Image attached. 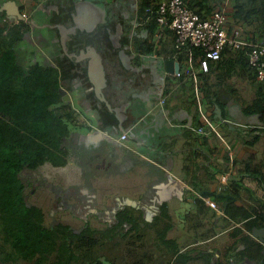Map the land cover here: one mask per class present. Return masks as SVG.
I'll use <instances>...</instances> for the list:
<instances>
[{"label": "crops", "instance_id": "1", "mask_svg": "<svg viewBox=\"0 0 264 264\" xmlns=\"http://www.w3.org/2000/svg\"><path fill=\"white\" fill-rule=\"evenodd\" d=\"M15 1L22 13H26L28 18L33 17L40 25L49 22L73 24L68 11L62 9L60 0ZM79 1H90L93 7L96 5L105 9V14L107 9L113 12L115 24L122 17L125 31L116 37V27H107L111 30L109 43L106 35H102L103 30L107 29L102 24L104 21L98 22L92 31H78L93 39L83 37L80 42H74L76 45L69 43L70 52L80 53L82 48L94 46L103 55L107 77V85L103 89L104 100L86 74L73 75L69 67L73 58L65 55L56 41V27L45 25L36 26L33 30L32 26L29 28L34 42L29 41L27 48L34 59L39 58L62 68L61 77L65 84L62 82L61 86L70 93L74 106L81 111L76 116L78 122L70 123V134L64 139L66 164L50 167L53 170L49 175L50 187L46 185L36 190L38 193L44 190L42 193L48 194L52 207L58 209L56 215L49 212L50 217L56 216L58 223L70 224L71 228L72 224H77L80 227L75 230L80 232L86 224L102 230L112 228L118 225L123 214L127 219L118 226L123 230L120 233H124L126 239L132 237L141 241L145 245L141 246L143 250L147 246H157L161 251L163 243L156 229L164 231L167 227L165 238L176 240V253L193 248L192 256L195 259L201 253L208 256L216 253L218 256L226 248L225 244L234 243V238H229L227 242L220 239L228 229L225 225L229 217L220 210L222 197H203L202 192L221 193L228 186L240 187L244 183L249 187L248 191L262 192L261 183L253 177L246 175L243 182H236L240 179L238 166H234L235 170L227 181L222 179L223 174L231 169L230 148L235 150L234 158L237 161L248 157L255 162L264 160L263 138L254 144L244 141L246 132L264 129L263 113L242 114V106L255 96L254 86L247 74L239 73L226 79L227 82L216 83L218 74L214 69L217 63L213 60H210V71H204L196 62L193 66L194 76L183 74L179 77L167 71L159 59L179 61L181 69L190 63L182 53L176 52L173 31L162 25L159 30L151 31L147 26L150 16L146 20L139 19L137 7L128 5L135 2L142 6L144 0H119V6H116L117 0H77L72 3L76 5ZM153 1L158 4L161 0ZM224 2L222 0L221 4ZM231 2L229 0V4ZM55 7L64 13H58ZM82 15L86 21L91 16L85 12ZM145 29H148L147 35L142 33ZM131 31L133 37L126 42V35ZM124 33L126 38L122 43ZM41 39H44L43 44H39ZM153 40L152 51L139 49L144 43L153 44ZM113 47L119 49L115 56L111 54ZM122 49L130 55V65L124 64L120 56ZM79 63L85 70L88 59ZM78 75L83 77L74 79ZM197 87L203 108L208 110L207 117L215 122L226 118L229 121L227 128H218L217 132L203 135L191 129L203 123ZM232 88L235 89L233 92ZM215 90L224 101L223 116L219 120L212 118L214 103L203 100L206 97L209 99ZM164 97L165 102H162ZM125 131L128 140L121 145L119 135ZM107 135L117 142H111ZM53 184L57 190L53 189ZM46 190L56 192L52 191L55 194L50 195ZM197 198L203 199L206 204L204 211H198ZM248 201L251 202L250 199ZM237 203L240 204L239 201ZM34 204L43 208L47 218L45 206ZM63 212L65 217L61 215ZM135 222L140 225L134 226ZM190 222L193 226L186 230L185 226ZM155 233L158 235L153 239ZM213 241L215 245L210 244ZM200 246L205 248L199 254L196 248ZM150 256L148 252L139 255V264H150L156 260V257ZM129 257L132 258V255Z\"/></svg>", "mask_w": 264, "mask_h": 264}, {"label": "trees", "instance_id": "2", "mask_svg": "<svg viewBox=\"0 0 264 264\" xmlns=\"http://www.w3.org/2000/svg\"><path fill=\"white\" fill-rule=\"evenodd\" d=\"M184 1L190 8L206 17L222 0ZM154 2L144 0L142 6L138 7L141 8L138 11L139 19L146 20L150 16L151 20L147 26L151 31L160 28L155 12L148 11L156 9L159 2ZM232 3L230 21L244 27L247 39L264 40V0H232ZM119 21L123 23V18ZM29 26L24 20L11 22L4 12L0 11V264H105L104 260L92 257L90 252L101 240L109 238V234L113 236L114 233L123 232L118 226L127 219L126 215L122 214L118 225L112 228L102 230L86 224L78 232L64 222L47 226L43 208L27 199L29 187L37 190L47 185L50 167L66 164L67 149L64 139L70 134V123L78 122L71 104L60 101L62 68L45 63L39 58L29 60L27 53H33L27 48L24 38ZM113 26L115 23L110 28ZM110 28L102 32L108 42ZM83 37L89 39L90 35L81 33L77 41L80 42ZM126 37V42H129V32ZM126 37L124 33L121 37L122 43ZM153 48L154 43L147 42L139 49L149 52ZM118 50L113 47L111 54L117 55ZM175 50L189 61L188 48ZM247 51V48L234 49L227 46L220 58H207V71H210V60L215 61L217 64L214 71L218 74V84L227 82L226 79L235 73L244 76L247 74L249 82L255 88V96L242 106V114L248 116L259 112L264 115V85H260L257 72L250 65ZM192 57L195 64L198 58H206V54L195 47L192 49ZM70 62L69 67L72 69L73 60ZM183 71V74L193 75L185 72V69ZM183 74L181 76H184ZM218 84L216 85L219 86ZM234 90L231 89L232 92ZM203 100L207 103L210 101L215 106L219 105L220 108L224 106V101L216 90L209 99L206 97ZM212 118L214 119V112ZM255 130L258 129L245 133L244 141L247 144H254L262 138L264 140V129H259V132ZM235 166H238L240 175L236 182H243L246 175L253 177L261 183L263 196L248 191L249 187L244 192L241 190L242 186H228L221 193L231 194L234 199L227 204L226 214L234 222L245 221L249 224L247 219L252 218L255 224L264 225V160L255 162L252 157H248L240 161L235 160ZM245 195L251 202L243 200ZM202 200L196 199L198 211L207 208ZM239 200L242 203L238 204ZM256 214L257 218L254 219ZM139 225L135 222L134 226ZM166 229H156V232L164 237ZM230 235L234 242L241 240L246 245L242 251L245 255L260 261L262 259L264 264L263 246L255 243L250 233L238 225ZM130 239L135 240L132 237ZM233 244L229 243L225 253L232 249ZM175 250L178 251L177 248H174ZM47 254L52 257L51 262L46 260ZM206 262L222 264L219 259L212 261L208 258Z\"/></svg>", "mask_w": 264, "mask_h": 264}, {"label": "built area", "instance_id": "3", "mask_svg": "<svg viewBox=\"0 0 264 264\" xmlns=\"http://www.w3.org/2000/svg\"><path fill=\"white\" fill-rule=\"evenodd\" d=\"M229 5V0H225L223 4L217 5L212 10V13L206 17L190 8L184 0H161L155 10L148 9V11L155 12L158 23L173 31L177 51L184 48L189 49L190 65L186 66L185 72L195 74L192 57V49L195 47L201 49L206 54V58H198L200 68L204 71L208 70L207 58H220L227 46L234 49L247 48L250 65L256 70L257 78L264 82V40L247 39L244 35V27L241 24L230 21ZM23 15L28 18L26 13H23ZM183 73V69L180 68L174 74L181 76ZM197 91L198 107L203 114V123L197 127H191V129L203 135L217 132L218 128H226L228 125L227 119L224 118L215 122L203 113V105L198 87ZM161 101L165 102V97ZM229 152L231 169L223 174L222 179L224 182L231 177L235 170V150L230 148ZM208 202L211 203V199H208ZM238 225L242 229L248 230V224L245 221H241Z\"/></svg>", "mask_w": 264, "mask_h": 264}, {"label": "water", "instance_id": "4", "mask_svg": "<svg viewBox=\"0 0 264 264\" xmlns=\"http://www.w3.org/2000/svg\"><path fill=\"white\" fill-rule=\"evenodd\" d=\"M77 0H60V4L62 5V9L65 8L67 11L69 10V16L71 20L73 21L72 25H67L65 22H56V23H46L45 25L56 27L58 29V37L56 38V41L60 43L61 47L63 48V51L66 55L70 57H76L78 61H82L85 59H88V64L85 69V74L88 77V79L93 83L94 88L97 92V94L100 96L101 99L105 100L104 96V87L107 85V77H106V69L103 61V55L97 50L94 46H87L85 48H82L80 53L76 52H70L69 51V42L71 40H74V36L78 33L79 30H87L92 31L96 27L98 22L105 21V9L98 7V6H92L90 1H79L75 4H73ZM73 2V3H72ZM94 5V4H93ZM56 8V7H55ZM58 13H64L62 10L59 9V7L56 8ZM0 11H3L9 20H24L27 21L31 26L32 30L34 27L38 26H45L38 24L35 19L27 18L23 15L20 5L15 0H3L0 1ZM65 11V10H64ZM82 12L90 13V18L88 21L85 18V16L82 15ZM124 32L122 24H118L117 26V33H115L116 37L121 35ZM142 33L144 35H147L148 29L142 30ZM130 38L133 37L132 31L129 33ZM24 38L32 39V33L30 30H27L24 34ZM42 38V37H41ZM78 42V41H77ZM153 43L155 40L152 41ZM120 44H122L120 42ZM152 55L154 54L151 52ZM120 56L124 62V64H131V57L130 55L125 51V49H122L120 51ZM160 64L163 67H166L167 71L170 73H176L180 70V62L176 61L172 58L168 59H159ZM61 92V101H71V97L68 93V91L60 87ZM203 113L207 114L208 110L206 107L203 108ZM223 116L222 114V108H220L219 105L215 106L214 109V119L221 118ZM122 123V122H121ZM99 131V130H98ZM99 133H101L99 131ZM102 135V133H101ZM106 138H108L111 142H117L116 139H114L111 135H107ZM120 144L122 145V142L125 143L128 140V133L122 132L119 135ZM119 142V141H118ZM217 196V197H223L224 200L221 204L220 210L226 211L227 204L234 199V197L231 194L228 193H215L210 192L207 193L205 191L202 192V196ZM219 209V208H218ZM251 234L255 237H264V228H257L254 227ZM257 261L250 259L249 257H245L244 261L238 263V264H255ZM107 264V263H106Z\"/></svg>", "mask_w": 264, "mask_h": 264}, {"label": "rangeland", "instance_id": "5", "mask_svg": "<svg viewBox=\"0 0 264 264\" xmlns=\"http://www.w3.org/2000/svg\"><path fill=\"white\" fill-rule=\"evenodd\" d=\"M221 3V2H220ZM232 2L229 5L230 6V10L232 9ZM228 6V4H227ZM229 9V8H228ZM29 60H31L32 58L34 59V55H32L30 52L27 53ZM260 85H264L263 81H260ZM240 106H242L241 102L239 103ZM49 173H53V170L50 169ZM48 175V173H47ZM241 190L242 191H246V189L248 188L247 186H245V183L243 185H241ZM42 188V187H40ZM39 188V189H40ZM44 191V190H43ZM42 191V192H43ZM48 193H50V195H54L55 192H52L51 190H46ZM28 192V197L27 199L29 200V202L31 203H38V204H43L45 207V210L47 212V218L45 217V224L47 226H51V225H55L58 223V218L55 216L54 217H50V213H55L58 214L56 208L52 207L53 203L51 204L49 200V196L46 193H38L36 191V189L32 190L31 187H29L27 189ZM52 193V194H51ZM262 192L259 193V195L263 196ZM53 197V196H52ZM245 201H248V197L245 195L244 199ZM56 209V210H55ZM65 212L61 213V215L63 217H65ZM229 224H226L225 226L228 227ZM74 229H79V225L77 224H72ZM190 226L192 227V222L188 223V225H186V230H190ZM196 227V226H194ZM225 227V228H226ZM129 232V231H128ZM150 234V232H148ZM158 234L155 233V235H153V239L154 236H157ZM191 235V234H190ZM162 235L160 234V239H161V243H163V247L160 249L157 246H147L146 250H143L141 246H145L141 241L138 242L137 239H135L134 241L132 239H126L125 235H122L121 233H114L113 236L109 237L110 239H105V240H101L100 244L95 245L93 247V249L91 250V255L94 258H100L106 262H109L110 264H139L138 261V256L139 255H143L145 252H148L149 254H151L152 257H156L154 261H152V263L150 264H208L206 262V260L208 259V255H204L203 253H201L202 255H200L198 258H194V256H192V251L193 248L186 250V251H180L179 253H176V250L174 251V248H176L177 243L175 239H166L165 236L161 237ZM98 237H100L98 235ZM195 237V236H194ZM193 237V238H194ZM151 239V238H150ZM221 240L224 239V236H221L220 238ZM139 243V244H138ZM128 244H130V247L128 246ZM210 244H216L215 241H213ZM176 245V246H175ZM165 246V247H164ZM166 246H169L166 248ZM138 248H141L138 249ZM172 252H171V250ZM205 247L200 246L197 247L196 249H199V254L200 252L204 249ZM145 251V252H143ZM176 253V254H175ZM132 255V258L129 257V255ZM49 254L46 255V260L51 262L52 257ZM150 256V257H151ZM135 257V258H133ZM212 259L214 260H218L219 257H217V254H212ZM147 262H150V260H148ZM27 264H37V263H27Z\"/></svg>", "mask_w": 264, "mask_h": 264}, {"label": "flooded vegetation", "instance_id": "6", "mask_svg": "<svg viewBox=\"0 0 264 264\" xmlns=\"http://www.w3.org/2000/svg\"><path fill=\"white\" fill-rule=\"evenodd\" d=\"M119 4H120V1L119 2H117V4H116V6H119ZM134 4V7L136 8L137 7V12L138 11H140L141 10V8L139 9L138 7H139V4H137V3H129L128 5H130V6H132ZM112 16H114V13L113 12H109L108 11V9H107V13L105 14V21L102 23L103 24V26H105L106 28L107 27H110L111 25H113V21L114 20H112ZM20 21V20H19ZM18 20H11V22H19ZM118 24H122L123 25V23L121 22V21H119V23H117V24H115V26L114 27H116V30H117V26H118ZM100 25V24H99ZM31 26V25H30ZM30 26H29V28H30ZM104 27V28H105ZM29 30V29H28ZM125 31V30H124ZM80 35H81V33H77L75 36H74V40H71L69 43L71 44V43H73V44H75L74 42H77V40H78V38L80 37ZM79 36V37H78ZM26 39V44H28V42L29 41H31V42H34L32 39H28V38H25ZM43 40L44 39H41L40 41H39V44H43ZM38 43V42H37ZM51 44V43H50ZM70 44H69V47H70ZM77 44V43H76ZM75 44V45H76ZM56 46H57V48H59L60 46H59V43H57L56 44ZM62 48V47H61ZM70 49V48H69ZM71 50V49H70ZM69 50V51H70ZM65 54V53H64ZM66 55V54H65ZM73 58V61H74V64H73V67H72V73H73V75H75L74 73H77V74H79V75H85V70H84V68L82 67V66H80V63H79V61H75V59H76V57H72ZM77 63V65H75ZM78 75V77L76 78V77H74V79H80V77H83V76H79ZM62 81H63V83L65 84V82H64V80L62 79ZM63 85V84H62ZM62 87V86H61ZM64 88V87H63ZM59 90H60V88H59ZM69 93V92H68ZM60 94H61V92H60ZM69 95H70V93H69ZM70 97H71V95H70ZM61 98V97H60ZM61 101V100H60ZM73 99L71 98V101H61L62 103H70L71 104V106H72V108H73V110H74V114H75V116H78V112L80 113L81 111H80V109L78 108V107H76V106H74V104H73ZM82 114V113H81ZM48 177H49V175H48ZM49 179H50V177H49ZM47 185L50 187V185H51V181H49L48 180V182H47ZM42 187H46V185H44V186H42ZM53 189H55V190H57V188H56V186L53 184ZM55 190H53V191H55ZM223 202V201H222ZM239 203H242V201H240L239 200ZM222 204V203H221ZM222 207V206H221ZM224 211V210H223ZM224 213H226V211L224 212ZM227 215V214H226ZM253 218L255 219V218H257V214L256 215H254L253 216ZM252 218H250V219H247L248 221H249V224H248V230H245V232H247V233H250L251 234V232H252V230H253V228L254 227H257V228H264V225H258V224H255L252 220H251ZM226 224H229L228 225V227H226V229H227V231L224 233L223 232V234H222V236H224V239L222 240L223 242H227V240H229V238H232V237H230V235L228 234V232L230 231H232L234 228H236L238 225V222H234V220H232V219H228L227 220V222H226ZM251 236H252V239L254 240V242L255 243H257V244H261L262 246H263V249H262V252H264V237H255V236H253L252 234H251ZM226 246L225 247H227L228 245H229V243L228 244H225ZM245 247H246V245L241 241V240H238V241H235L234 242V244H233V247H232V249H230L229 251H228V253H225V249L226 248H224V250L223 251H220V254L217 256V257H219V260L221 261V263L222 264H238V263H240V262H242V261H244V259H245V257H249L250 259H252V260H255V261H257V263H255V264H262V259H261V261L258 259V258H254V257H250V256H248V255H245L242 251L245 249ZM210 260H212L213 261V259H212V257H208ZM214 261H216V260H214Z\"/></svg>", "mask_w": 264, "mask_h": 264}]
</instances>
